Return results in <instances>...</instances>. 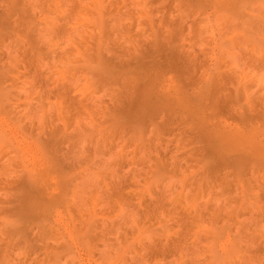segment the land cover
<instances>
[{"label": "clouds", "instance_id": "1", "mask_svg": "<svg viewBox=\"0 0 264 264\" xmlns=\"http://www.w3.org/2000/svg\"><path fill=\"white\" fill-rule=\"evenodd\" d=\"M0 264H264V0H0Z\"/></svg>", "mask_w": 264, "mask_h": 264}, {"label": "rangeland", "instance_id": "2", "mask_svg": "<svg viewBox=\"0 0 264 264\" xmlns=\"http://www.w3.org/2000/svg\"><path fill=\"white\" fill-rule=\"evenodd\" d=\"M157 69L160 71H172L178 76L184 74L183 65L178 58L163 49L158 53L149 52L145 57V61L138 68V70L143 71L145 74Z\"/></svg>", "mask_w": 264, "mask_h": 264}]
</instances>
